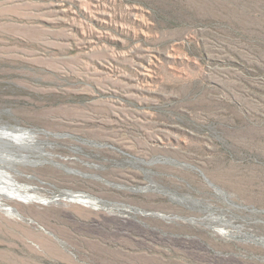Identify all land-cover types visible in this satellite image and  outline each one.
<instances>
[{"label": "rangeland", "instance_id": "obj_1", "mask_svg": "<svg viewBox=\"0 0 264 264\" xmlns=\"http://www.w3.org/2000/svg\"><path fill=\"white\" fill-rule=\"evenodd\" d=\"M3 129L0 264H264V0H0Z\"/></svg>", "mask_w": 264, "mask_h": 264}, {"label": "bare ground", "instance_id": "obj_2", "mask_svg": "<svg viewBox=\"0 0 264 264\" xmlns=\"http://www.w3.org/2000/svg\"><path fill=\"white\" fill-rule=\"evenodd\" d=\"M22 131V130H21ZM22 133V132H21ZM34 137L31 133L23 132L22 134H15L14 131L8 130H0V162H13L14 160L9 157L7 154L2 152V147L9 148V149H25L28 148L33 143ZM28 188L23 189L20 185L18 186L14 179L11 178L10 173L6 171H2L0 168V209H5L9 213H13L11 208H4L2 203V199H6L9 201H16L20 203H28V202H42L40 197H37L33 194L28 193ZM78 202L85 204V205H93L97 206V203L90 202L88 200L79 199ZM4 210V211H5ZM8 213V214H9ZM220 227V226H219ZM226 233V232H225Z\"/></svg>", "mask_w": 264, "mask_h": 264}]
</instances>
